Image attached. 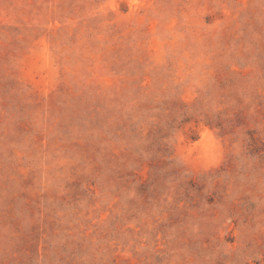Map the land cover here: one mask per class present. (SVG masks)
<instances>
[{
  "label": "rangeland",
  "instance_id": "374dc122",
  "mask_svg": "<svg viewBox=\"0 0 264 264\" xmlns=\"http://www.w3.org/2000/svg\"><path fill=\"white\" fill-rule=\"evenodd\" d=\"M0 264H264V0H0Z\"/></svg>",
  "mask_w": 264,
  "mask_h": 264
}]
</instances>
